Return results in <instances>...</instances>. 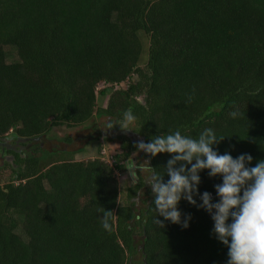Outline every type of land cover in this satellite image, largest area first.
I'll return each instance as SVG.
<instances>
[{
  "label": "trees",
  "instance_id": "obj_1",
  "mask_svg": "<svg viewBox=\"0 0 264 264\" xmlns=\"http://www.w3.org/2000/svg\"><path fill=\"white\" fill-rule=\"evenodd\" d=\"M5 46L16 61L7 62ZM129 109L145 143L211 128L226 136L219 154L248 153L252 167L264 160V0H0V138L40 137L95 114L117 123ZM36 148L13 154L0 183V264H131L137 246L142 264H226L203 208L182 199L189 227L160 228L149 186L136 205L138 175L128 203L118 204L115 170L127 169L129 139L113 165L99 156L48 161ZM144 156L161 174L171 158ZM199 175V193L216 202L222 178ZM104 210L113 212L111 231Z\"/></svg>",
  "mask_w": 264,
  "mask_h": 264
},
{
  "label": "clouds",
  "instance_id": "obj_2",
  "mask_svg": "<svg viewBox=\"0 0 264 264\" xmlns=\"http://www.w3.org/2000/svg\"><path fill=\"white\" fill-rule=\"evenodd\" d=\"M235 117L238 114L232 113ZM131 109L124 113V122L106 124L105 131L119 125L131 130L129 125L136 122ZM226 136L217 137L213 129H205L198 138L183 135L180 129L166 135H157L150 142L135 143L137 152L155 157L159 153L171 154L161 174L148 165L149 175L145 185L151 189L152 204L160 227L164 221L189 227L191 214H183L178 204L183 199L189 204L203 208L213 223L212 234L228 249L226 264H264V160L250 166L253 157L248 153L233 157L228 152L219 154L214 150ZM208 170L209 177L220 176L222 183L214 186L218 200L213 202L212 194L199 193V173ZM167 175V181L164 175ZM135 176V173H133ZM201 203L197 204L194 197ZM112 211H105L101 220L103 229L111 231L109 220ZM230 221V222H229Z\"/></svg>",
  "mask_w": 264,
  "mask_h": 264
},
{
  "label": "rangeland",
  "instance_id": "obj_3",
  "mask_svg": "<svg viewBox=\"0 0 264 264\" xmlns=\"http://www.w3.org/2000/svg\"><path fill=\"white\" fill-rule=\"evenodd\" d=\"M147 43V42H146ZM145 43V45H146ZM6 52L7 62H14L17 60V55L12 46L4 47ZM142 57L140 63L143 64L145 61L146 51L142 52ZM136 76L132 75L131 81H135ZM126 82L119 84V87H125ZM118 87V86H117ZM99 105H105V100L99 103ZM109 120L106 117L94 115L86 123L75 126L67 127L65 125H60L53 127L48 133L37 138L26 139V146L22 147L23 157L29 155L39 154L37 152V145L42 149L43 154L45 153L48 161L57 160L61 156L63 158H72L74 160H88L99 156L104 161L113 165L114 155L120 153L121 142L125 139H129L134 145V149L131 150L132 166L131 169L127 166V169L123 172L115 170V175L119 182V198L118 204L124 205L128 203V195L130 194L129 189L132 188L137 181V175L142 177L143 181L149 175L148 165L146 163V158L144 152H137L135 143L143 140L141 136L134 132V125H129L131 130L121 129L119 125L115 131L113 129L105 131L106 124ZM123 121L117 123L123 124ZM11 132L8 133L10 135ZM122 136V139L116 137L117 135ZM106 137H111L112 139H106ZM100 149V151H99ZM60 151H65L64 154ZM1 152V151H0ZM37 152V153H36ZM1 155V153H0ZM14 157L11 158L9 152L4 151L2 157H0V183L6 182L10 179V170L7 163H13ZM135 173V176L133 175ZM147 185H144L135 194L134 200L137 206H143L142 199L145 198L144 191ZM140 236L136 237V241H139ZM136 256L134 257V262L131 264H142L141 252L139 251V246Z\"/></svg>",
  "mask_w": 264,
  "mask_h": 264
},
{
  "label": "flooded vegetation",
  "instance_id": "obj_4",
  "mask_svg": "<svg viewBox=\"0 0 264 264\" xmlns=\"http://www.w3.org/2000/svg\"><path fill=\"white\" fill-rule=\"evenodd\" d=\"M37 138V137H35ZM32 140V139H30ZM26 139H16L15 137L12 136V134L8 135L6 134L4 137L0 138V157H2L4 151H9L11 150L12 152L10 153L11 158L14 157L13 154H22V147L26 146Z\"/></svg>",
  "mask_w": 264,
  "mask_h": 264
},
{
  "label": "water",
  "instance_id": "obj_5",
  "mask_svg": "<svg viewBox=\"0 0 264 264\" xmlns=\"http://www.w3.org/2000/svg\"><path fill=\"white\" fill-rule=\"evenodd\" d=\"M133 147H134V145L132 146V149H134ZM127 166L131 169V166H132V159H128V160H127Z\"/></svg>",
  "mask_w": 264,
  "mask_h": 264
}]
</instances>
